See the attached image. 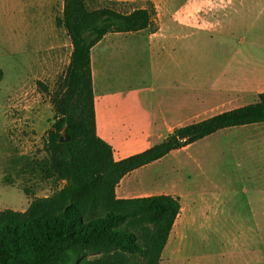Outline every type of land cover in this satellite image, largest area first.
Here are the masks:
<instances>
[{
  "label": "rangeland",
  "instance_id": "obj_1",
  "mask_svg": "<svg viewBox=\"0 0 264 264\" xmlns=\"http://www.w3.org/2000/svg\"><path fill=\"white\" fill-rule=\"evenodd\" d=\"M117 1L129 3L120 10L152 3L159 36L172 30L170 22L205 30L219 27L227 19L237 23L230 37L198 32L197 37L171 45L180 52V60L161 61L155 68L148 56V32L120 34L117 59L103 67V75L111 77L106 86L114 81L118 86L130 85L131 121L141 118L142 107L151 104L154 95L166 92L174 100L177 85L184 82H197V101L190 102L196 111L191 115L184 110L182 118L188 122L168 126V134L247 103L236 90L217 92L221 85L209 80L212 72L217 74L227 65L237 68L249 50V43L239 44L238 40L250 34L249 25L254 21L246 15L252 14L242 11L227 18L231 10L244 3L264 4V0ZM62 8V0H0V210L23 212L33 198L49 196L62 185L44 178L38 166L46 157L43 140L54 112L48 95L37 84L53 90L69 63L71 41L65 29L56 25ZM262 16L252 33L262 44L250 50L257 56H264V13ZM100 81L98 78V84ZM150 83L156 86L155 93L149 92ZM255 132H264V122L220 130L123 179L118 191L124 188L137 193L136 197L173 194L180 198L182 209L160 264H262L228 253L233 244H264V218H258L264 217V196L259 192L264 187V160L244 145ZM161 140L131 138L128 149L141 150Z\"/></svg>",
  "mask_w": 264,
  "mask_h": 264
},
{
  "label": "trees",
  "instance_id": "obj_2",
  "mask_svg": "<svg viewBox=\"0 0 264 264\" xmlns=\"http://www.w3.org/2000/svg\"><path fill=\"white\" fill-rule=\"evenodd\" d=\"M62 2L56 25L71 41L69 63L53 90L37 83L54 112L43 140L46 157L38 166L44 178L62 185L33 198L23 212L0 210V264H160L180 198H119L120 181L220 130L263 123L264 93L254 103L174 128L153 146L115 160L112 146L96 132L90 51L109 33L156 32L155 7L149 2L120 10L129 3L117 0Z\"/></svg>",
  "mask_w": 264,
  "mask_h": 264
},
{
  "label": "crops",
  "instance_id": "obj_3",
  "mask_svg": "<svg viewBox=\"0 0 264 264\" xmlns=\"http://www.w3.org/2000/svg\"><path fill=\"white\" fill-rule=\"evenodd\" d=\"M236 8L237 9L231 10L232 13L229 14L227 18L236 16L242 11L247 14H252L246 15V17H253L254 25L255 22L263 18L264 4L244 3L239 4ZM236 25V22L227 19L224 20L219 27L205 30L170 22L169 28L172 30L169 31L167 35L159 36L158 32L160 29H157L154 33H148L147 46L151 66L153 68L156 66L160 67L161 61L180 60V52H175L171 45L176 46L177 43H182L193 36L197 37L198 32H217L222 36L225 35L226 37H230L231 30L235 28ZM254 25L253 23L249 25V35L241 36L238 40L239 44L249 43V50L243 53V57L239 59L237 68H231V65H227L217 74L212 72L210 74L211 79L209 80L211 83L221 85L219 88L215 89L217 92L225 94L232 93L233 90L240 92L242 94V99L247 100V103L241 106L254 103L257 99V95L264 93V56H257L256 53L250 51L251 48L262 45L261 42H259L260 40L255 38L252 34L255 30ZM120 34L122 33H109L105 35L90 51L96 132L100 138L112 146L115 160L141 152L154 145L151 144L147 146V148L129 152V140L131 138L163 140L168 135V126L176 123L188 122L187 119L182 118V114L184 110H186V113L190 112L191 115L195 113L196 110H193V106L190 102L193 100L197 101L199 93L197 82L190 85L184 82L181 85H177V93L174 100L173 96L168 97L166 92H162L160 94L161 96L154 95V101L148 104V106L142 107L141 118L136 119V121H131L128 113V107L130 105L128 104L129 99L127 96V92L131 89L130 85H128V82H124L125 84L122 87L116 85V81H114L110 86H106L110 82L111 77L106 74L103 75V67L109 65L113 59H117L115 52L118 51L116 47V45L119 44L118 40L122 39ZM124 58L125 57H120V60H124ZM98 78H101L100 84H98ZM156 90V86L150 83L149 92L155 93ZM163 90H166V88ZM116 91H119L120 94ZM205 92L207 93L210 91L207 90ZM136 104L138 103L136 102ZM137 108L139 107L137 106ZM134 131L137 132L134 134ZM244 145L249 149H255L258 156L264 160V132H255L254 138H246ZM116 154L118 156H116ZM123 179L120 181L119 185L122 183ZM118 186L116 188L117 197H136L137 193L130 192L124 188L118 191ZM259 189L260 195L264 196V187H259ZM170 195L175 196L173 194ZM258 218L263 219L264 217ZM228 253H231V257H242L243 261L250 260L253 261V263L257 261L264 264V244L261 243L233 244L229 247Z\"/></svg>",
  "mask_w": 264,
  "mask_h": 264
},
{
  "label": "water",
  "instance_id": "obj_4",
  "mask_svg": "<svg viewBox=\"0 0 264 264\" xmlns=\"http://www.w3.org/2000/svg\"><path fill=\"white\" fill-rule=\"evenodd\" d=\"M65 139L67 140L68 138H65ZM60 140H61V141H63V140H64V138H61Z\"/></svg>",
  "mask_w": 264,
  "mask_h": 264
}]
</instances>
